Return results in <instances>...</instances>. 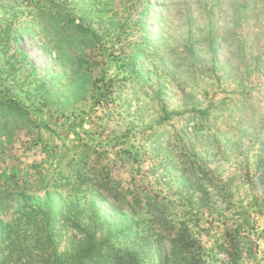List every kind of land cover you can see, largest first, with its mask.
I'll list each match as a JSON object with an SVG mask.
<instances>
[{
    "label": "rangeland",
    "instance_id": "obj_1",
    "mask_svg": "<svg viewBox=\"0 0 264 264\" xmlns=\"http://www.w3.org/2000/svg\"><path fill=\"white\" fill-rule=\"evenodd\" d=\"M263 150L264 0H0V264H264Z\"/></svg>",
    "mask_w": 264,
    "mask_h": 264
},
{
    "label": "trees",
    "instance_id": "obj_2",
    "mask_svg": "<svg viewBox=\"0 0 264 264\" xmlns=\"http://www.w3.org/2000/svg\"><path fill=\"white\" fill-rule=\"evenodd\" d=\"M206 113H204L205 115ZM259 168L262 173L258 175V177L254 179L249 180L251 184V190H252V199L249 202V206H251L254 210H260L262 207H264V150L261 152L260 160H259ZM135 232V238L134 241H132L133 244L132 247H135L134 252H122L119 254V252L115 253V258L117 260H120L123 262V264L126 261L129 260H137L140 261L148 255V252L151 249H155V251L159 252V258L158 262L159 264H166L168 260L170 259L171 252L172 254H175V248H178L176 246H173V248H168V245L164 242L165 235H162L157 229H151L149 233L145 232V229L140 230V228L137 226V228L134 230ZM145 233L144 235H142ZM179 241L177 239L173 240V245ZM144 247L141 249L139 246ZM139 247V249L137 248ZM187 253V252H185ZM183 254V252H179V255ZM186 260V259H184ZM185 264H192L189 263V260L185 262Z\"/></svg>",
    "mask_w": 264,
    "mask_h": 264
}]
</instances>
